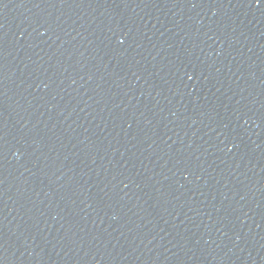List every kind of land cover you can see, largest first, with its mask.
I'll list each match as a JSON object with an SVG mask.
<instances>
[{"label":"water","instance_id":"95a60500","mask_svg":"<svg viewBox=\"0 0 264 264\" xmlns=\"http://www.w3.org/2000/svg\"><path fill=\"white\" fill-rule=\"evenodd\" d=\"M0 264H264V0H0Z\"/></svg>","mask_w":264,"mask_h":264},{"label":"snow or ice","instance_id":"6c2138e0","mask_svg":"<svg viewBox=\"0 0 264 264\" xmlns=\"http://www.w3.org/2000/svg\"><path fill=\"white\" fill-rule=\"evenodd\" d=\"M262 2V0H257V3H261ZM123 41H121V43H122Z\"/></svg>","mask_w":264,"mask_h":264}]
</instances>
